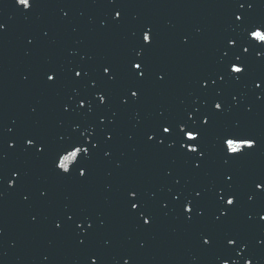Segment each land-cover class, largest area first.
<instances>
[{
	"label": "water",
	"instance_id": "95a60500",
	"mask_svg": "<svg viewBox=\"0 0 264 264\" xmlns=\"http://www.w3.org/2000/svg\"><path fill=\"white\" fill-rule=\"evenodd\" d=\"M102 19L108 21V28L100 27ZM0 22L6 25L0 32V136L17 145L10 149L7 143L0 144V151L7 154L0 167L7 179H13V169L22 173L15 187L8 188L6 181L0 184L4 192L0 198V264H91L93 252L101 264H124V260L129 264H220L218 256L229 264H244L241 257L254 256V264H264V245L259 243L264 238V221L255 215L264 208V193L256 192L252 202L247 199L253 192L252 178L264 173V97L258 98L264 86L255 89L253 84L257 77H264V49L244 54L248 71L236 82L231 76L237 74H227L236 55L221 63L222 56L155 43L144 57L149 73L137 81L129 74L127 60L141 37L112 27L110 20L84 0H35L27 14L14 0H0ZM105 63L117 73L114 84L101 78L100 66ZM77 66L86 67L90 76L74 79L71 69ZM49 70L58 76L55 84L46 80ZM218 71L226 74L225 81L212 85L208 80L205 90L202 78ZM157 73L166 79L160 82ZM134 85L142 89L140 100L123 104L125 89ZM105 89L108 101L101 105L94 93ZM217 90L221 95H216ZM82 97L91 101V113L86 107L72 110ZM213 100L224 102L225 111L219 116L211 106ZM65 105H70L67 112ZM191 108L212 113L215 121L204 137L207 159L199 170L175 149L148 144L144 136L148 127L162 119L159 112L168 118H184ZM101 116L107 118L103 125ZM77 125L79 130H75ZM89 125L94 126L91 131L100 145L84 161L87 178L79 179L75 171L71 176L58 175L52 166L57 150ZM4 128L12 131L4 132ZM224 130L250 132L260 139V147L240 161L224 164L218 151V134ZM106 133L114 139L107 141ZM25 135L39 137L49 151L42 157L25 151ZM106 150L110 156L104 155ZM72 163L68 161V167ZM166 170L178 175L181 183L176 185ZM226 172L234 175L231 190L239 193V205L217 223L214 214L219 215L221 205L216 203L215 190L221 186L228 190ZM129 187L140 188L150 206V227L129 216L123 195ZM44 189L47 195L41 196ZM169 189L190 199L195 196L193 189H208L204 197L207 214L186 221ZM23 195L29 199L24 201ZM163 203L169 207L165 209ZM66 210L89 215L95 223L84 247L78 246L69 228H54V221H66ZM201 231L214 234L212 249L202 250ZM229 232L240 233L248 249L239 255L226 249L224 236Z\"/></svg>",
	"mask_w": 264,
	"mask_h": 264
},
{
	"label": "snow or ice",
	"instance_id": "6c2138e0",
	"mask_svg": "<svg viewBox=\"0 0 264 264\" xmlns=\"http://www.w3.org/2000/svg\"><path fill=\"white\" fill-rule=\"evenodd\" d=\"M17 6L23 10L25 14L31 13L33 7L35 6V0H14ZM107 5L113 6L112 11L108 13L111 17L112 27H119L125 23L126 13L125 5L120 3L119 0H106ZM233 5L235 6V11L232 13L233 24L236 27L242 28L244 35L248 38V45L240 43L239 36H229L226 38L225 45L228 48H241V53L235 56L236 62H230L227 66V74L235 73L237 75L231 76V79L239 82L244 78V74L248 71V68L244 62V54H247L251 50V42H255L256 46L264 48V23L256 22L249 23V14L256 7L255 0H233ZM232 6V5H230ZM68 13L65 12L64 16L67 17ZM135 19V17H133ZM245 25H247L245 27ZM100 27L106 29L109 27L107 20L100 21ZM6 30V25L0 22V32ZM141 33V42L136 47H133L130 51L131 54L127 60V65L129 68L130 76L137 81H142L145 79L149 73V66L145 62V53L151 50L153 45L156 43V32L154 27L145 23L140 29ZM200 29H197L199 32ZM47 35V33H45ZM135 35V32L133 33ZM181 42L188 44V38L181 37ZM28 43H33L32 40H28ZM223 55L220 62H224V58L229 56L228 51L221 49ZM256 55L259 57L260 52H257ZM74 72L75 78L87 79L90 76V71L84 66H77V68L71 69ZM101 78H106V83L114 84L117 80V73L113 70V66L109 63L102 64L100 66ZM46 75V80L52 84L56 83L58 76L55 71L49 70ZM157 79L160 82H163L166 79V75L156 74ZM25 80L28 79L27 76L24 77ZM226 79V74L222 72H216L215 75H209L202 78V86L207 90V82L211 80L212 85H216L218 82L223 83ZM254 88L260 89L264 86V77H257L253 81ZM93 87H96V84L93 83ZM133 87L135 90H133ZM127 88L124 91V95L121 97L123 104L127 105L130 102H137L141 98L142 89L140 87ZM104 92H96L94 95L98 98L101 105H105L108 101V95ZM130 93V97H129ZM216 95H221V91L217 90ZM264 97V93L260 94L258 98ZM72 97H69V100H72ZM236 97L233 96V100ZM205 104L208 102L205 101ZM213 111L216 116L221 115L225 111L223 100H213L211 104ZM63 110L67 112L70 105L62 106ZM87 108V113H91L92 103L86 97L79 99L77 107L72 109L73 111H78ZM251 111V108L246 109ZM33 112L36 111L35 108L32 109ZM116 113H113V117ZM158 115L162 118L155 125L148 127L144 136L146 138V143L155 145L158 148H166L168 150L175 149L177 153L182 154L187 161H191L193 167L196 170L201 169L204 166V161L207 159V149L204 146V137L207 131L214 127L215 121L213 119V114L208 112H201L199 108L187 109L184 113V118H168L165 116L163 111L159 112ZM139 116V113H137ZM106 117H99V123L104 124ZM187 121H192L188 123ZM80 125L76 126L75 130L80 129ZM93 125L83 128L79 131V137L72 140L71 143L62 145L56 152L54 159L52 160L53 169L56 170L58 175L62 176H71L73 171L76 172V175L79 179L84 180L88 176V169L84 164V161L90 160L93 156L94 150L99 148L100 141L94 139V134L91 131ZM4 132H11L12 129L4 128ZM85 133H88L85 135ZM63 140V137H61ZM107 141L114 139L111 133H106ZM22 142L25 146V151L32 150V154L36 157L44 156L48 151V145L45 141L40 139L37 136L25 135L22 137ZM191 142V143H189ZM7 143L8 148L12 149L17 147L15 142L4 141L2 136H0V144ZM236 145L237 147H234ZM260 147V139L253 135L250 132L246 131H229L224 130L218 134V151L221 154L224 164L231 162H237L242 160L244 157L250 155L254 150ZM105 156H110V151L104 152ZM7 154L3 151H0V161L6 159ZM68 161H73L71 167H68ZM119 166V165H118ZM13 179H7L4 175L3 168L0 167V184L6 181L8 188L15 187L17 181L21 178V170L13 169L10 173ZM166 175L173 177L174 183L179 185L181 183L180 177L173 176L172 170H166ZM227 178L228 190L223 186L215 190V196L218 197L216 203L221 205L217 208L219 215L214 214V220L219 223L222 219H227L232 215L234 209L239 205V193L233 191L231 181L234 180V175L230 173L224 174ZM251 185L253 187V192L248 194L247 199L249 202H252L255 199V193H264V173L256 175L251 180ZM195 196L189 198L184 196L181 193H174L169 189L172 201L178 204L181 207L182 214L188 222H192L197 218H202L207 214V203L204 201L205 193L208 192V189L196 190L193 189ZM41 196L47 195V190H41ZM124 200L127 205V211L129 216L133 217L139 222H142L144 226L150 227L153 222V216L151 214L150 206L143 199L141 189L138 187H129L124 192ZM191 195V194H190ZM4 196V192L0 191V198ZM24 201L29 199L28 195H23ZM231 206V207H229ZM163 207L167 209L169 207L168 203H163ZM195 212V216L192 213ZM66 217L65 220L54 221V228L58 231H63L66 227L69 228L76 235V241L78 246L84 247L87 243V237L92 235V230L95 227V223L92 220V217L89 215L78 216L76 212L65 211ZM259 221H264V208H261L258 212L255 213ZM33 220L36 219L35 216L32 217ZM247 219L252 220V215H248ZM67 222V223H66ZM103 226V221L100 222ZM86 225V229H85ZM83 237V238H81ZM226 249L237 252L239 255L240 252L248 249V243L245 241L244 237L240 233H225L224 236ZM200 246L202 250L207 251L212 249L215 246V236L211 231H201L199 234ZM259 243L264 245V238L259 239ZM143 247V245H141ZM227 254V252L225 253ZM47 259V257H46ZM91 264H101L100 257L97 253H91L90 257ZM244 261V264H254L255 257L244 258L241 257ZM217 260L220 261V264L227 262L228 259H221L217 257ZM87 264V261H86ZM124 264H129V260H124ZM233 264H239L238 261H233Z\"/></svg>",
	"mask_w": 264,
	"mask_h": 264
},
{
	"label": "clouds",
	"instance_id": "9594fccd",
	"mask_svg": "<svg viewBox=\"0 0 264 264\" xmlns=\"http://www.w3.org/2000/svg\"><path fill=\"white\" fill-rule=\"evenodd\" d=\"M259 38H264V37H259ZM234 147H237L236 145H234ZM224 264H227V262H224Z\"/></svg>",
	"mask_w": 264,
	"mask_h": 264
}]
</instances>
